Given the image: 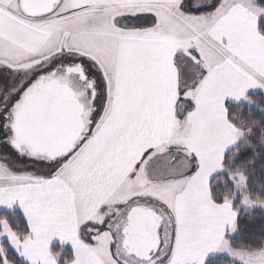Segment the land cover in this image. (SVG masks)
Wrapping results in <instances>:
<instances>
[{
  "label": "snow or ice",
  "instance_id": "1",
  "mask_svg": "<svg viewBox=\"0 0 264 264\" xmlns=\"http://www.w3.org/2000/svg\"><path fill=\"white\" fill-rule=\"evenodd\" d=\"M250 96L264 0H0V264H264Z\"/></svg>",
  "mask_w": 264,
  "mask_h": 264
},
{
  "label": "trees",
  "instance_id": "2",
  "mask_svg": "<svg viewBox=\"0 0 264 264\" xmlns=\"http://www.w3.org/2000/svg\"><path fill=\"white\" fill-rule=\"evenodd\" d=\"M264 108V97L261 96H250L245 101H243L235 109V114L239 117L241 112H244L247 116L252 118L251 121L246 120L247 124L256 123L259 124L264 122V114H262L258 109ZM234 169L241 168L244 172H247L249 177V183L246 189V196L254 201H259L264 205V172H261L260 168L257 167L255 170L246 167L243 162L237 161L232 164ZM226 178L224 176H218L214 185H219L220 197H225V195L231 196L233 190L227 187L225 184ZM231 184V182H229ZM236 203L239 205L240 198L237 197ZM242 205L239 206L240 209ZM237 230L232 236H227L233 244H243L245 246L251 245L253 247H259L261 241L264 240V208H255L247 212L241 211L237 217ZM64 249V248H63ZM59 245L53 246V251L56 254L62 253V258L60 259L61 264H63V257L65 255H71V251L67 248L64 251ZM226 261L230 260L223 257Z\"/></svg>",
  "mask_w": 264,
  "mask_h": 264
},
{
  "label": "rangeland",
  "instance_id": "3",
  "mask_svg": "<svg viewBox=\"0 0 264 264\" xmlns=\"http://www.w3.org/2000/svg\"><path fill=\"white\" fill-rule=\"evenodd\" d=\"M247 199H248L249 203H248L246 206H245V205H242V207H241L240 209H238V211H239V212H238V215H239V213H240L241 211L247 212V211H249V210H253V209H255V208H264V205H263L261 202L251 200V199L248 198V197H247ZM236 230H237V227H236V229H235L234 231H232V230L229 229V230L226 232V235H227V236H232V235H234V234L236 233ZM221 255H222L223 257H225V258L231 259L230 256H229L227 253H221Z\"/></svg>",
  "mask_w": 264,
  "mask_h": 264
},
{
  "label": "crops",
  "instance_id": "4",
  "mask_svg": "<svg viewBox=\"0 0 264 264\" xmlns=\"http://www.w3.org/2000/svg\"><path fill=\"white\" fill-rule=\"evenodd\" d=\"M54 245H59V243L58 242H55L54 243ZM60 246V245H59ZM63 250L62 251H64L65 249H69L71 252H72V246H71V243L70 242H67V243H65L64 244V246H63ZM56 254V253H55ZM59 254H61V256H60V258L59 259H61L62 258V253H59ZM59 254H57V255H59Z\"/></svg>",
  "mask_w": 264,
  "mask_h": 264
}]
</instances>
